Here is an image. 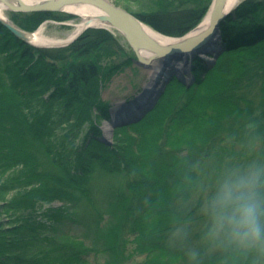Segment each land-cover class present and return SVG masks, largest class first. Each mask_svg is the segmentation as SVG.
Wrapping results in <instances>:
<instances>
[{"label":"trees","instance_id":"16d2710c","mask_svg":"<svg viewBox=\"0 0 264 264\" xmlns=\"http://www.w3.org/2000/svg\"><path fill=\"white\" fill-rule=\"evenodd\" d=\"M173 1L174 7L134 15L163 35L180 37L198 25L212 2ZM9 18L32 33L47 21L72 17L11 12ZM220 31L224 51L216 64L209 69L193 53V78L183 74L185 79L166 83L142 115L152 103L133 105L143 84L121 105L103 99L105 84L122 66L115 61L130 59L124 61L130 66L137 60L113 33L91 29L68 47L35 48L0 22V179L8 175L3 191L16 193L7 204L16 225L11 223L12 231L0 225V264H90L91 255L105 259L103 264H124L135 254L153 256L150 264H165L162 258L172 254L184 264H264V242L246 245L224 237L221 257L191 252L185 228L203 218L194 217L203 198L191 201L199 188L191 167L170 168L163 159L167 138L173 141L178 132L213 137L244 125L255 128L247 147L255 135H264V0L239 2ZM120 108L130 109L143 151L150 138L148 156L103 142L102 120L127 122ZM129 242L135 245L130 255Z\"/></svg>","mask_w":264,"mask_h":264},{"label":"rangeland","instance_id":"374dc122","mask_svg":"<svg viewBox=\"0 0 264 264\" xmlns=\"http://www.w3.org/2000/svg\"><path fill=\"white\" fill-rule=\"evenodd\" d=\"M110 3L115 5L116 7H119L121 9L127 10L131 14L136 15H147L151 14V12L156 10V7H167L172 4L171 7L176 6V1L173 0H108ZM196 3H201L202 0H194ZM213 1V0H212ZM243 0H240V2ZM212 4V2H211ZM210 4V6H211ZM209 6V8H210ZM166 8V9H167ZM177 10V9H176ZM209 11V9H208ZM207 11V13H208ZM12 11H6L5 16L6 18L12 22L9 18V13ZM178 12V11H177ZM64 13V12H62ZM206 13V15H207ZM71 15V19L65 21V22H57V21H47L43 25H41L35 32L36 33L39 30H42L43 35L45 38H47L49 41H53L55 43H60L62 41H67L69 36L75 31L76 25L80 23L81 19L75 14H69ZM205 15V16H206ZM198 23L197 26H195L193 29L189 30L185 35H187L189 32L193 31L195 28H197L203 21L204 18ZM137 17V16H136ZM147 26L151 27L149 24L144 23ZM17 26V25H16ZM153 28V27H151ZM91 29H103V28H89L85 30L80 36H78L75 40H73L69 45H72L77 39H79L84 33ZM154 29V28H153ZM108 30V29H105ZM155 30V29H154ZM217 35L215 37V41L208 45L207 47H204L202 50L194 52L193 55H197L201 57L209 66V69L213 64H216V62L219 60V58L223 54V49L220 46V25L217 28ZM109 32L113 33L114 37L119 41V43L122 46V49L124 52H127V54L132 55L137 58V55L135 51L132 49L126 38L123 36V34L115 29L108 30ZM31 33V32H30ZM218 37V38H217ZM31 45V44H30ZM69 45L65 46L68 47ZM33 46V45H32ZM35 48H50V47H36ZM63 48V47H61ZM215 53V55H214ZM191 58H184L181 56H173L168 58V60H163L161 63V69L160 73L158 72L155 75V78L152 82L153 77H150L149 70H150V63L144 64L140 61H138V58L136 62L132 65H128V63H125L124 61H130V59L123 60L122 62H118L119 59H117L116 65H122L120 66L117 71L114 74V77L111 78V80L105 84L104 91H103V99L111 105L117 106L121 105V103L129 101L132 97H134L138 91L140 85H144L146 83L145 78H150L149 82H152V88L150 89V96L146 97L148 95H145L144 98H139L136 100L137 102L134 104L135 108H138L144 104H147L149 102H146L147 99L151 101L152 103L147 105L145 107L146 112L147 109L151 108L155 101H157L158 96L161 94V92L164 90L166 83L169 81L175 80V78L185 79L184 75L187 77L186 80L192 79L193 76L190 73L191 71V64L190 59ZM107 62L106 60L104 61ZM114 62V63H115ZM177 62H181L182 67L178 68ZM107 64V63H106ZM110 63L108 62V65ZM115 65V66H116ZM210 72V71H209ZM159 74V75H158ZM236 74V72H235ZM174 75V76H173ZM230 78L229 76H227ZM226 80V77L223 78ZM178 81V79L176 80ZM148 82V83H149ZM178 82H181L180 80ZM163 85H162V84ZM147 84V83H146ZM161 84V85H160ZM151 85V84H150ZM194 89L197 88V85H192ZM202 87H199V90H201ZM138 96V95H137ZM133 99V98H132ZM141 100V101H140ZM121 109L122 117L125 119L123 121L127 122H121L117 123V118H113L114 121H108V120H102L101 121V128L103 129L102 133V140L107 145L111 147H120L128 149L130 152H140L143 151L141 147L139 146V141L141 139L140 135L137 134L133 126H130V123H132L131 120V113L133 107L130 109ZM127 110V111H126ZM130 110V111H128ZM130 113V114H129ZM246 121L243 122H247ZM244 125H239L240 132H237L236 130L228 131L225 133H222L220 135H216L213 137H207V135L203 134V132H198L196 130H187L186 134H181L180 132L172 135L173 141H170L169 138H167V151L166 154L163 155L164 164L169 166L170 168H173L175 166L182 167V169H185V172L189 170L188 168H192V171L196 177L197 184L199 185V188L197 192H195V196L191 199L193 204L195 205L196 202L203 198V203L201 207V211L197 216H194L197 218L199 215L203 217L202 219L198 218L199 221L196 223H192L190 227L185 228L189 231V234L191 236V242L190 247L192 249L191 252H201L204 251V253L207 256L219 255L218 257H221L223 253L222 248V241L224 239L223 236H217L213 233V223L211 218V213L208 212V208L206 204V200L213 196V194L217 191L219 185L221 182H223L226 178L229 177H235L238 175H242L244 173L250 172V171H259L264 175V135H255L256 138L254 139L255 142L251 144V146L247 147V138L252 137L251 131L255 128H242ZM254 127H257L255 124ZM184 130V127H182ZM261 127H257L259 129ZM254 132V134L258 133V131ZM167 131V129L165 130ZM171 130L167 132L166 134L169 135ZM150 138L146 136V139L144 140V149L142 157H145L146 154H148V150L151 149L150 146ZM135 147V149H134ZM143 148V147H142ZM148 149V150H147ZM139 155V154H137ZM138 166V165H137ZM189 166V167H188ZM141 168V166H139ZM8 175L3 176L0 179V187L4 186L3 183H5L6 178ZM36 189V188H34ZM6 191H3V187L0 188V225H2L3 231H12L15 227V217L13 216V212L10 211L7 207V204L9 201L12 200V198L15 196L16 193H6ZM24 191H22L20 194H22ZM37 192V191H36ZM35 192V193H36ZM35 195V194H34ZM54 207H59V203H53ZM188 206V204H187ZM206 214V215H204ZM11 223H15L11 224ZM209 227V235L205 236V231ZM184 232V228L180 227L178 231ZM79 244L84 245V243L79 242ZM135 245L131 242L127 245V254H133L135 252L134 249ZM199 254V255H200ZM153 256H138L134 255L130 260H127L124 262V264H150L151 258ZM216 257V258H218ZM164 260L163 262L165 264H184V260L182 256L178 254H172L170 256H165L162 258ZM202 260V259H200ZM89 263L93 264H103L105 262V259H100L99 256H93L91 255L89 258ZM231 259L223 260L216 263H210V264H229L231 263ZM236 262V261H235ZM79 264H82V262H78ZM204 264V263H203Z\"/></svg>","mask_w":264,"mask_h":264},{"label":"water","instance_id":"95a60500","mask_svg":"<svg viewBox=\"0 0 264 264\" xmlns=\"http://www.w3.org/2000/svg\"><path fill=\"white\" fill-rule=\"evenodd\" d=\"M229 0H213L209 8L204 21L208 19L209 27L200 32L197 35H192L196 29L201 26V24L195 28L193 31L189 32L187 35L180 37H170L176 39L177 42L169 45L162 44L161 42L154 39L147 30L145 29L144 22L140 20L135 15L129 13L127 10L116 7L108 0H45L38 4H27L22 0H0V5L6 6L7 11L12 12H22V13H32V12H58L66 13V9L69 7H74L76 5H91L96 7L101 12L103 16L99 17V21L105 24V26H99L97 28L103 29H115L123 34L132 49L135 51L138 61L147 63L162 62L163 60H168V58L173 56L183 57L186 53L187 48H191L190 53H194L202 50L207 44L208 40H211L214 33H217V28L221 22L225 19L224 13L226 12V4ZM73 15V14H72ZM0 22L8 28L16 37L22 39L23 41L36 46L32 43V37L34 33L27 32L13 22H10L6 17H0ZM85 29L93 28L90 24ZM85 30H83L78 36H80ZM78 36L73 38L71 41L66 43H54L48 46L50 48H61L69 45ZM218 38V37H217ZM214 40H216L214 38ZM146 54L145 56H143Z\"/></svg>","mask_w":264,"mask_h":264},{"label":"clouds","instance_id":"9594fccd","mask_svg":"<svg viewBox=\"0 0 264 264\" xmlns=\"http://www.w3.org/2000/svg\"><path fill=\"white\" fill-rule=\"evenodd\" d=\"M213 233L240 244L264 242V176L226 178L210 200Z\"/></svg>","mask_w":264,"mask_h":264},{"label":"bare ground","instance_id":"6f19581e","mask_svg":"<svg viewBox=\"0 0 264 264\" xmlns=\"http://www.w3.org/2000/svg\"><path fill=\"white\" fill-rule=\"evenodd\" d=\"M23 2L27 3V4H38L40 2H43L45 0H22ZM240 2V0H229L228 3L226 4V12L224 13V16L226 17L227 15L231 14L233 9L236 7V5ZM6 6L0 5V17L5 18V12H6ZM66 13L69 14H75L78 17H80L81 21L79 24H77L75 27V31L69 36L67 41H62L60 43H66L68 41H71L73 38H75L76 36H78L83 30H85L88 26V24H90V26L92 27H99V26H105V24H103L102 22L99 21V17L103 16V12H101L99 9H97L96 7H93L91 5H76L74 7H69L66 10ZM209 27L208 24V19L206 21H203L201 26H199L196 31H194L192 33V35H197L200 32L206 30ZM145 29L147 30V32L149 33V35H151L154 39H156L157 41L161 42L162 44L165 45H169V44H173L175 42H177L176 39H172L170 37H167L166 35H163L161 33H159L158 31L154 30L153 28L145 25ZM217 34L214 33L213 37L211 40H208L207 44L205 45V47H207L208 45H210L211 43H213L215 40L214 38L216 37ZM32 43L34 45H39V46H48V45H52L55 42L53 41H49L47 38H45V36L42 33V30H39L38 32H36L35 34H33L32 37ZM191 48H187L186 53L183 57L184 58H190L192 56L193 53H190ZM146 54H144L143 56H145ZM182 58V57H181ZM178 64V68L182 67L181 62H177ZM149 66L151 67L149 70V75L152 79V82L155 78V75L159 72L160 73V69H161V63L160 62H156V63H150ZM159 75V74H158ZM152 82L147 83L145 85V91L140 95V98H144L145 95H148L146 97H149L150 95L147 93H150V89L152 88ZM151 84V85H150ZM151 94V93H150ZM141 101V100H140ZM135 104V103H134ZM133 104V105H134Z\"/></svg>","mask_w":264,"mask_h":264}]
</instances>
